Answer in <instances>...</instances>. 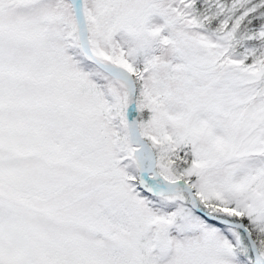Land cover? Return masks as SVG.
Here are the masks:
<instances>
[{"label":"snow or ice","instance_id":"snow-or-ice-1","mask_svg":"<svg viewBox=\"0 0 264 264\" xmlns=\"http://www.w3.org/2000/svg\"><path fill=\"white\" fill-rule=\"evenodd\" d=\"M0 264H264V0H0Z\"/></svg>","mask_w":264,"mask_h":264}]
</instances>
